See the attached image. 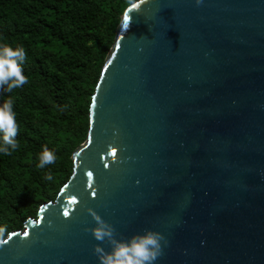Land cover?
<instances>
[{"label": "water", "instance_id": "water-1", "mask_svg": "<svg viewBox=\"0 0 264 264\" xmlns=\"http://www.w3.org/2000/svg\"><path fill=\"white\" fill-rule=\"evenodd\" d=\"M88 117L0 264H99L89 209L118 238L162 233L155 264H264V0L128 4Z\"/></svg>", "mask_w": 264, "mask_h": 264}, {"label": "trees", "instance_id": "trees-1", "mask_svg": "<svg viewBox=\"0 0 264 264\" xmlns=\"http://www.w3.org/2000/svg\"><path fill=\"white\" fill-rule=\"evenodd\" d=\"M129 0H0V42L23 45L29 83L8 93L17 114L19 148L0 153V227L21 229L54 200L86 139L89 104L105 55ZM57 155L39 169L43 147ZM51 173L52 179H46Z\"/></svg>", "mask_w": 264, "mask_h": 264}, {"label": "clouds", "instance_id": "clouds-1", "mask_svg": "<svg viewBox=\"0 0 264 264\" xmlns=\"http://www.w3.org/2000/svg\"><path fill=\"white\" fill-rule=\"evenodd\" d=\"M147 0H129L130 10H139L140 5ZM203 0H196L197 5ZM125 18L130 24L128 13ZM127 26V25H126ZM26 50L23 45L17 44L13 47L7 42H0V90L12 93L29 83V78L24 74L23 64L26 60ZM19 125L17 114L13 107V100L9 97L0 106V153L11 155L20 144L17 140ZM114 156V155H113ZM37 167L43 169L48 165L55 164L57 155L45 145L38 156ZM91 177V176H89ZM46 179L51 180V173L46 174ZM88 212L95 221V227L87 229L91 231L95 240L94 254L99 264H155L164 254V248L168 245L167 238L160 232L146 229L142 234L136 233L129 238H118L115 227L104 220L95 210ZM64 216H66L63 213ZM5 227H0V247L8 243L5 239ZM107 242L111 250L103 246Z\"/></svg>", "mask_w": 264, "mask_h": 264}, {"label": "snow or ice", "instance_id": "snow-or-ice-1", "mask_svg": "<svg viewBox=\"0 0 264 264\" xmlns=\"http://www.w3.org/2000/svg\"><path fill=\"white\" fill-rule=\"evenodd\" d=\"M112 155H115V152H113ZM88 175L91 176L92 174L91 173H88ZM72 203H75V201L73 200ZM64 214L67 216L68 215V212L65 211ZM25 235H27V233H25Z\"/></svg>", "mask_w": 264, "mask_h": 264}, {"label": "rangeland", "instance_id": "rangeland-1", "mask_svg": "<svg viewBox=\"0 0 264 264\" xmlns=\"http://www.w3.org/2000/svg\"><path fill=\"white\" fill-rule=\"evenodd\" d=\"M110 50H111V47H110V49L108 50V52L106 53V55H105V59H106V57L108 56ZM82 143H83V142H82ZM82 143H81V144H82ZM81 144H80V145H81Z\"/></svg>", "mask_w": 264, "mask_h": 264}]
</instances>
